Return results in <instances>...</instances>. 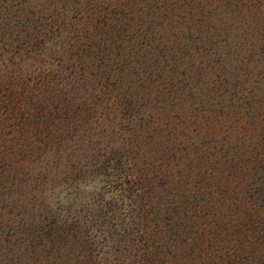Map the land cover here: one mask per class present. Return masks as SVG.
<instances>
[{"label": "trees", "instance_id": "trees-1", "mask_svg": "<svg viewBox=\"0 0 264 264\" xmlns=\"http://www.w3.org/2000/svg\"><path fill=\"white\" fill-rule=\"evenodd\" d=\"M221 4L264 25V0H0V264H264V65L224 62ZM97 116L138 127L102 147ZM90 173L74 217L34 194Z\"/></svg>", "mask_w": 264, "mask_h": 264}, {"label": "rangeland", "instance_id": "rangeland-1", "mask_svg": "<svg viewBox=\"0 0 264 264\" xmlns=\"http://www.w3.org/2000/svg\"><path fill=\"white\" fill-rule=\"evenodd\" d=\"M37 4H42L45 0H33ZM120 0H107V2H119ZM135 8L140 10H146L145 2L147 0H134ZM172 10L166 9L165 14L174 15L179 14V11L171 6ZM215 12L216 16H213L212 25L220 30V35L223 38L222 50L227 53L225 61L229 66H235L238 62H247L249 56H251L252 62L249 63L250 68H260L264 65V25L260 22L257 23L258 27H255V19L253 22L243 17L239 12H232L229 7L223 8V4L218 5L217 8L212 11ZM17 64L18 60H13ZM26 64H29L27 62ZM22 66V65H21ZM27 67V66H25ZM14 68V67H13ZM208 77V76H207ZM255 80V75L251 76V86ZM261 93L264 94V86L260 89L252 91V96L255 98L261 96ZM96 125L98 129L103 130V137L100 138L102 147H110L111 149L122 150L126 138H129L127 134L124 133L125 130L130 128H136L138 125H132L123 120L113 121L110 118L106 119L102 116L96 117ZM93 126H95L93 124ZM84 150L80 151V154L85 153V148L83 145L79 144ZM65 157V156H64ZM77 158V157H76ZM68 159V158H67ZM70 162L75 160L69 158ZM68 160V161H69ZM206 159H201L200 162ZM210 160V157L208 158ZM66 162L64 158L61 157L59 160L60 166L59 169L64 168L68 165L69 162ZM77 161V160H75ZM82 164L87 163V161L79 160ZM65 165V166H64ZM65 171H69V167L64 168ZM89 174L83 180L70 181L67 178H64L63 181L53 180L47 181L42 184V187L34 193L36 198L40 197L43 199V202L48 204H54V202L60 201L61 208L64 214L68 216H75L78 213L80 214L83 208V203L87 201L90 196L95 195L99 192L101 184L98 182L97 177ZM83 202V203H82ZM32 205V204H31ZM30 206V205H27ZM34 207V206H33ZM79 211V212H78ZM69 242L73 240L68 239ZM76 246V244H75ZM43 259L40 260L38 264H43ZM37 262V261H36Z\"/></svg>", "mask_w": 264, "mask_h": 264}]
</instances>
